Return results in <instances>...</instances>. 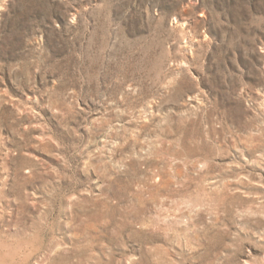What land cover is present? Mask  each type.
<instances>
[{
	"label": "rangeland",
	"instance_id": "obj_1",
	"mask_svg": "<svg viewBox=\"0 0 264 264\" xmlns=\"http://www.w3.org/2000/svg\"><path fill=\"white\" fill-rule=\"evenodd\" d=\"M0 264H264V0H0Z\"/></svg>",
	"mask_w": 264,
	"mask_h": 264
}]
</instances>
